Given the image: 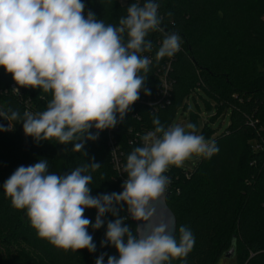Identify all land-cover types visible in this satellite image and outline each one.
<instances>
[{"label": "trees", "instance_id": "obj_1", "mask_svg": "<svg viewBox=\"0 0 264 264\" xmlns=\"http://www.w3.org/2000/svg\"><path fill=\"white\" fill-rule=\"evenodd\" d=\"M85 16L88 11L97 20L119 26V19L127 15L132 3L143 6L146 0H82ZM158 14L163 17L161 27L166 33H178L180 49L172 57L156 60L164 34L150 32L153 44L150 52L141 53L151 60L140 98L114 128L99 133L95 141H86L82 152L72 151V144L56 140L36 143L25 136L22 123L14 131L0 132V264H95L105 253L117 256L115 247H101L105 239L110 213L103 217L104 225L94 230L96 251L63 250L38 237L26 215V210L12 207L4 194L3 184L21 165H34L46 159L49 172L67 174L91 161L101 167L91 172L89 184L93 197L123 191V181L114 166L110 139L122 153L125 166L127 156L135 147L143 146L141 136L154 131V117L167 128L177 114H188L189 124L197 133L215 143L218 151L201 160L191 171L169 167L170 178L167 206L179 227L191 230L195 243L185 258L166 264H264V0H155ZM168 13H171L169 16ZM125 42L127 35L124 34ZM171 85L168 103L162 100L161 81L167 68ZM11 74L0 67V111L18 110L33 113L45 110L50 93L41 89L20 88ZM199 97L205 102L207 118L199 128V116L191 112L188 101ZM167 100V99H166ZM10 114V113H9ZM229 114L230 123L219 135L209 127L221 116ZM119 119V117H117ZM5 126L8 121L0 117ZM95 133L96 129H90ZM123 166V168H124ZM123 178L127 173L123 172ZM189 176V177H187ZM97 210L86 208L84 216L95 223ZM128 216L126 206L119 212ZM126 224L135 228L129 220Z\"/></svg>", "mask_w": 264, "mask_h": 264}, {"label": "clouds", "instance_id": "obj_2", "mask_svg": "<svg viewBox=\"0 0 264 264\" xmlns=\"http://www.w3.org/2000/svg\"><path fill=\"white\" fill-rule=\"evenodd\" d=\"M158 8L155 0L132 3L117 27L97 20L91 11L85 16L82 0H0V67L18 85L12 91L19 95L23 87L51 94L41 112L0 111L8 121L7 126L0 123V132L22 123L25 136L36 143L54 139L87 156L82 151L86 141L122 122L141 90L151 94L141 75L151 63L141 55L152 50L149 33L164 34L157 61L180 49L181 37L161 27ZM153 124L154 131L141 136L143 146L127 156L120 193L90 194L91 172L101 167L93 157L63 175L49 172L46 159L21 165L4 182V194L12 207L26 210L38 237L57 248L94 253L88 227L100 229L110 213L116 218L107 222L101 247L110 244L119 255L108 256L107 264H166L185 258L195 243L191 230L180 226L177 240L165 218L156 222L157 205L170 184L165 173L193 155L211 157L218 148L197 134L194 124L186 125L189 131L180 125L165 128L158 117ZM125 206L129 215L120 216ZM86 208L97 210L95 223L84 216ZM129 216L142 223L132 228L125 223ZM105 255L95 264H103Z\"/></svg>", "mask_w": 264, "mask_h": 264}, {"label": "rangeland", "instance_id": "obj_3", "mask_svg": "<svg viewBox=\"0 0 264 264\" xmlns=\"http://www.w3.org/2000/svg\"><path fill=\"white\" fill-rule=\"evenodd\" d=\"M188 104L190 106L191 112L199 116L198 124H199V128L201 129L203 127L204 120L207 118L204 100L197 97L196 100L190 99L188 101ZM189 121H190V117L187 113L182 114L181 112H179L175 118L173 125L185 126V130L189 131V129H187L186 127V125L189 124ZM229 123H230V117L229 114H226L225 116H221L218 119H216L214 122H209L208 124L209 127H211L214 130L215 135H219L227 129ZM201 157L202 156L193 155L190 159L184 162L183 166L177 168L184 169L185 171H191L201 160ZM170 167H176V166H170ZM223 264H233V262L231 260H228L226 262H223Z\"/></svg>", "mask_w": 264, "mask_h": 264}, {"label": "built area", "instance_id": "obj_4", "mask_svg": "<svg viewBox=\"0 0 264 264\" xmlns=\"http://www.w3.org/2000/svg\"><path fill=\"white\" fill-rule=\"evenodd\" d=\"M170 66L167 68V72L165 73L164 77L160 78L161 81V93L162 95V100H165L168 103V96L171 91V85L170 82L167 79V73L169 72ZM167 99V100H166ZM112 132L111 130L107 131V136L110 139V145H111V150H112V158H113V163L115 168L117 169L120 178L124 182L125 178H123V164H122V153L119 151L118 148H116L112 142Z\"/></svg>", "mask_w": 264, "mask_h": 264}, {"label": "water", "instance_id": "obj_5", "mask_svg": "<svg viewBox=\"0 0 264 264\" xmlns=\"http://www.w3.org/2000/svg\"><path fill=\"white\" fill-rule=\"evenodd\" d=\"M168 197H169V194L166 191V193L164 194V197L161 199V201L157 205L158 215L156 218V222H159L160 218H165L170 223V225L174 226V233L173 234L176 235V233H177V220H176L175 215L172 213V211L167 206ZM127 215H129V214L127 213ZM129 220L132 222V224H134L135 227L138 224L142 223L140 221L132 220L130 216H129Z\"/></svg>", "mask_w": 264, "mask_h": 264}]
</instances>
